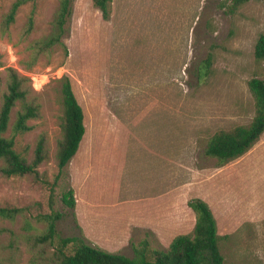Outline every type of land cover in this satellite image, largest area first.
<instances>
[{"label":"rangeland","instance_id":"1","mask_svg":"<svg viewBox=\"0 0 264 264\" xmlns=\"http://www.w3.org/2000/svg\"><path fill=\"white\" fill-rule=\"evenodd\" d=\"M12 1L0 0V22ZM56 8L57 0H24L13 23L0 25V90L11 67L38 105L13 148L30 158L42 136L47 155L36 174L0 172V205L22 208L11 220L0 218V264H53L56 239L34 240L52 211L61 214L59 237L79 236L127 257L141 240L165 250L174 236L191 233L193 199L214 218L223 264H264V129L224 164L203 153L214 132L253 117L247 81H264V59L253 57L264 0H110L106 18L91 0H73L59 41L37 50ZM64 77L84 132L58 171ZM68 189L72 208L61 201Z\"/></svg>","mask_w":264,"mask_h":264},{"label":"trees","instance_id":"2","mask_svg":"<svg viewBox=\"0 0 264 264\" xmlns=\"http://www.w3.org/2000/svg\"><path fill=\"white\" fill-rule=\"evenodd\" d=\"M24 0H13L6 13L2 16L0 25L6 29L14 21L15 13ZM73 0H57V8L52 21V29L44 38L35 41L37 50L47 48L59 41L64 31V25L71 12ZM244 0H231V5L237 6ZM103 18L108 15L110 0H91ZM32 14L26 19L24 32L31 30ZM255 60L264 59V25L253 45ZM211 55L203 60V71L210 65ZM247 87L254 98V114L247 125H236L228 130L214 132L206 141L203 153L214 158L219 164H224L246 153L257 140L264 129V81L251 77ZM60 131L61 136L55 149V163L60 171L74 155L84 132L83 112L75 99L67 77L60 83ZM17 104L10 123L12 108ZM38 116V105L26 97L23 77L16 71L6 68V83L0 90V172L8 177L13 175L36 174L37 166L46 159L44 141L40 136L35 144L30 158L19 154L13 148L14 138L30 130L28 120ZM9 130V135L4 133ZM51 201V192L49 194ZM64 205L72 208L74 200L70 189L61 194ZM51 203H49L50 205ZM188 206L195 214L191 233L174 236L165 250L150 249L146 240L133 246V257L118 253H110L86 243L79 236L59 237L55 232V221L61 216L52 211L43 215L46 228L43 234L34 238L37 242L56 239L53 250V264H223L219 250L220 236L216 233L214 218L207 205L200 199H193ZM22 208L0 205V218L11 220ZM70 248V250H69Z\"/></svg>","mask_w":264,"mask_h":264}]
</instances>
